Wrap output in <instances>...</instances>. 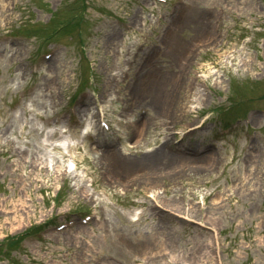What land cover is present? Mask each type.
Instances as JSON below:
<instances>
[{
    "label": "rangeland",
    "instance_id": "rangeland-1",
    "mask_svg": "<svg viewBox=\"0 0 264 264\" xmlns=\"http://www.w3.org/2000/svg\"><path fill=\"white\" fill-rule=\"evenodd\" d=\"M61 21L69 25L51 34ZM2 33L23 37L0 42V240L90 206L96 214L0 251V264H264V116L254 111L264 108V0H0ZM50 47L57 52L32 74L34 55ZM161 66L168 119L134 93ZM80 87L90 108L82 122L91 129L102 106L114 130L91 138L124 156L156 147L211 156L160 172L135 165L114 184L79 124L47 121L77 106L80 96L68 103ZM240 115L248 125L217 135Z\"/></svg>",
    "mask_w": 264,
    "mask_h": 264
},
{
    "label": "bare ground",
    "instance_id": "bare-ground-1",
    "mask_svg": "<svg viewBox=\"0 0 264 264\" xmlns=\"http://www.w3.org/2000/svg\"><path fill=\"white\" fill-rule=\"evenodd\" d=\"M181 6L177 8L175 11V17L178 14V10L180 9ZM203 18H201V21L204 23L205 20H208L210 17H208L207 14L208 12L205 10L203 11ZM211 13V12H210ZM206 32V30H204ZM167 56L170 59H173V53H174V48L172 49V46H169V48L166 51ZM147 73L144 72L142 74V79L143 82L138 84L137 88L134 89V93L136 92L137 94L141 95V97H148L151 104L153 105V117L157 118V109L160 108L158 111L159 116L163 117V119H168L170 117V113H163L165 112V108L159 106V101L161 99V96L163 95V92L165 90L166 84L168 83V72H166L163 67H159L158 69L150 72L145 76ZM146 77L145 79L143 77ZM141 79V80H142ZM168 96L166 95L165 98L163 99L166 101ZM162 105V104H161ZM126 110H129L131 112L132 108L130 105L126 104ZM82 111V110H81ZM135 127V125H134ZM82 129L80 132H85L87 129L86 127H81ZM142 132L138 130V133ZM171 135V133H170ZM105 142V141H104ZM107 143V142H105ZM137 143V142H136ZM99 145V144H98ZM109 142L108 146H105L104 148H101L99 151H97V154L99 153V157L97 156L96 159H99L101 161H105L107 163L106 165V170L108 171V175L110 177L111 182L114 184L120 185L123 183V180L125 176H127L133 167H136L135 165H142L144 167H149L152 170L159 171L163 170L165 166L167 165H174V164H179L178 167H187L190 166V164H196V165H204L206 162V159H208L211 155H204L202 157H199L198 159L194 158H187V157H178V156H173L172 154L166 152L164 149L161 147H156L155 149L145 152V153H139V157H130V156H124L120 149L117 148V146H111L109 147ZM137 146V144L133 145L132 147ZM214 163L216 162L215 159H211ZM141 163V164H140ZM142 179L145 177L147 178V172H142L140 173ZM154 176V174H149V177ZM143 182L146 183V185H151L153 186L155 182L153 180H147V182L142 180ZM145 244V243H144ZM140 247H145L143 244H139Z\"/></svg>",
    "mask_w": 264,
    "mask_h": 264
}]
</instances>
